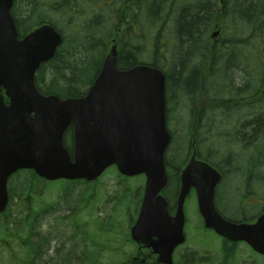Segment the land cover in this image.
Instances as JSON below:
<instances>
[{
  "label": "water",
  "instance_id": "95a60500",
  "mask_svg": "<svg viewBox=\"0 0 264 264\" xmlns=\"http://www.w3.org/2000/svg\"><path fill=\"white\" fill-rule=\"evenodd\" d=\"M13 2L0 0V213L9 203V178L20 169H33L47 180L93 181L116 164L124 175H146L131 235L151 248L158 262L173 264L175 248L186 240L184 204L192 187L207 228L231 241H246L264 254V213L253 222L223 217L214 199L221 174L194 156L181 170L176 214L170 213L161 194L168 179L165 152L172 138L165 72L148 64L120 69L113 46L85 96L45 95L35 84V74L55 55L62 36L44 23L19 38ZM71 125L73 156L64 142Z\"/></svg>",
  "mask_w": 264,
  "mask_h": 264
},
{
  "label": "trees",
  "instance_id": "16d2710c",
  "mask_svg": "<svg viewBox=\"0 0 264 264\" xmlns=\"http://www.w3.org/2000/svg\"><path fill=\"white\" fill-rule=\"evenodd\" d=\"M218 1L144 0L142 9L144 8L146 14L145 33L148 35L156 31V43L121 47L118 66L125 69L139 63H148L164 69L167 74L169 112L175 97L178 96L181 100L183 93L192 96L187 99L190 101V114L192 117L198 115L199 118H202L205 111V108L204 111L200 109V104L203 99L209 100L213 93L210 98L212 102L243 101L248 97H257L256 115H253L255 118L249 117L246 123L236 125L231 130L233 135L211 141L208 133H203V141L206 142L210 153L204 158L218 166V160H221L220 166L223 164L236 168L238 170L234 173L243 177L244 173L248 174L249 187L252 189L253 179L249 174L251 177L256 176L257 192L264 197V0H224V11L217 7ZM91 5L92 0H14L12 14L20 36L44 22L53 24L63 35V42L55 55L43 62L37 70L35 82L42 93L63 98L82 97L101 70L104 57L110 48L112 31L107 29L103 22L104 15L103 18L100 15L99 18L91 17ZM61 17L65 18L64 22H60ZM256 21L262 23V29H258ZM218 24L223 25L224 32L236 34L233 40L246 37L250 42L256 33V47L254 48L252 41L246 45H210V32ZM132 34L130 31L129 35ZM163 40L169 43H162ZM213 55L216 56L213 68L210 77H206L204 60ZM253 55L256 58L254 63L250 61L254 58ZM235 64L247 66L251 86L249 81L250 88H246L245 92L243 88L247 87V84L237 87L233 83L234 79L242 77L239 70L235 72L239 69ZM180 103H184L181 106L185 107L186 101ZM216 111L215 108L212 109V112ZM170 117L171 114L168 116L169 124ZM227 126L231 128L233 124ZM185 131H189L188 123ZM217 140L219 147L215 146ZM65 145L73 155V126L65 133ZM189 148L190 141L186 134L182 143L173 137L166 151L165 163L170 173L167 197L172 205H175L179 197L180 167ZM41 182L49 181L39 178L31 169L18 171L9 182V206L0 214V242L9 245L8 237L15 233L18 237L12 236L21 240L24 251L15 264H97L101 248L96 247L87 258H80L79 255L76 258L72 249L61 250L65 247L63 239L61 248L57 247L55 251V255L60 258L56 260L49 256L48 260L45 259L51 252L52 242L56 237L44 233L42 226L49 214L57 209H35L34 189ZM68 182L73 184L66 191L68 196L76 191L74 188L78 184L89 186L96 183L84 179ZM85 188L78 189V196L85 195ZM70 199L68 197L67 203ZM221 209L223 215L232 221H241L243 217L246 219L250 212L255 213L253 207L250 209L249 206L243 209L246 213L241 215L240 212L239 215L227 214V211H240V208ZM133 220L134 216L130 220L131 224ZM128 236L131 240L130 234ZM193 259L192 255L190 261ZM153 264L158 263L153 261Z\"/></svg>",
  "mask_w": 264,
  "mask_h": 264
},
{
  "label": "rangeland",
  "instance_id": "374dc122",
  "mask_svg": "<svg viewBox=\"0 0 264 264\" xmlns=\"http://www.w3.org/2000/svg\"><path fill=\"white\" fill-rule=\"evenodd\" d=\"M64 20L65 18L61 17L60 22H64ZM237 80L239 81V79ZM184 106L172 102L171 107L173 126L179 133L177 135L179 140L185 131L188 119L186 114L188 106ZM256 109L254 108L252 111ZM246 110L247 108L242 110V112L244 113ZM238 156H240L239 153ZM46 184V182L38 183L34 189L35 209H41V207L49 209L55 207L57 209L56 212L49 214L42 226L44 233L56 237L55 241L52 242V250L45 259L48 260L49 256L56 258V260L58 257L60 258L59 255H55V251L57 247L59 248L62 245V239L65 240V247L61 250L68 251L72 249L76 258L78 255L80 258L82 256L87 258L96 247L101 248L97 264H119L134 254L136 245L129 240L128 234L138 195L145 185L144 176L138 175L131 179H124L120 176L117 169L111 166L102 174L96 184L92 183L89 186L78 184L74 188L76 191L72 192L70 196L66 194V191L67 187L73 184H69L64 180H56ZM84 187H86L85 195L83 197L82 195L78 196V189ZM230 187L226 189L228 190L227 203L236 200L235 191L240 192L236 178L230 180ZM68 197L71 199L67 203ZM17 202L20 203L19 200ZM232 206L237 207L235 203ZM224 208L229 210L228 206ZM185 209L189 218L186 229L190 232V236L183 249L193 248L202 255L218 252L219 256H221L219 247L217 248L218 243L216 242L219 241V238L201 227L199 213L193 197L187 198ZM227 212L228 215H239L240 211L232 209ZM201 231H204L203 233L209 235V237L203 235ZM21 234L26 235L25 232H21ZM12 235H16V233ZM12 235L8 237L9 245H3L0 242V264H15L22 256L24 251L22 242ZM213 239L216 241L214 242ZM243 245L250 251L248 246ZM240 249L241 254L237 259L233 260L234 263L255 264L256 262L257 264L256 259H258L264 264L262 256L251 254L246 250L245 252L242 246ZM182 260H185L184 256L178 259V261ZM193 261L195 262L196 260L193 259L190 262Z\"/></svg>",
  "mask_w": 264,
  "mask_h": 264
},
{
  "label": "flooded vegetation",
  "instance_id": "af4514ba",
  "mask_svg": "<svg viewBox=\"0 0 264 264\" xmlns=\"http://www.w3.org/2000/svg\"><path fill=\"white\" fill-rule=\"evenodd\" d=\"M144 0H93V10L91 17H98V15L102 16L104 15L103 22L106 24L107 29L110 31H113V37H112V45L115 43L118 46H125V45H134V46H142V45H154L156 43V33H150L146 35L144 32L145 30V11L143 5ZM220 10L224 11V7L220 8ZM101 21V19H100ZM220 31L217 37H213L212 34L215 31ZM132 31V36L129 35V32ZM236 36V34L232 32H224L223 25L220 24L217 27L212 28L210 32V38L209 43L212 46H223V45H234V43H240L242 45H246L252 41V44L254 48L257 44V38L256 33L253 35L251 41L249 42L246 37L240 38L238 40H233V37ZM167 43V42H166ZM251 44V43H250ZM255 51V49H254ZM216 56H211L210 59L208 57L205 58V64L204 68L206 69L205 75L206 77H210V73L213 68V61L215 60ZM254 58H251L250 61L256 60L255 56ZM233 63V62H232ZM239 69L235 70V72L238 70L239 73L242 74V77L238 80H235L236 82L233 83L237 87L246 86L243 88V91H246V88L249 89V73L247 72V66L244 64H235ZM234 72V75H235ZM231 74V73H230ZM235 77V76H234ZM245 78V79H244ZM251 86V81H250ZM209 96V100L205 99V101L200 105V109L204 111V115L202 118H199L198 115L192 117L190 114V105L188 104V110L186 111V114L188 115L187 123L189 126V131H187L189 141H190V153L191 155L195 154L197 159L205 160L207 161L204 156L210 155L208 153V147H206V142L203 141V138L205 137L203 133H208V138L211 141H215L216 138L220 140V137H230V135H233L232 129L238 125L239 123H246L249 117H252L253 115H256V110L252 111L254 108H256L257 104V97L252 96L244 99L243 101H231V102H212L210 101V98L213 97ZM246 95H244L245 97ZM242 97V98H244ZM216 100V99H215ZM215 108L217 111L212 112V109ZM247 108L246 112H242ZM250 108V109H248ZM240 110V111H238ZM249 110V111H248ZM239 112V113H238ZM253 116V117H254ZM255 118V117H254ZM176 120V119H175ZM177 121V120H176ZM232 123L233 126L230 128L227 125ZM207 126V127H206ZM205 127V128H201ZM220 150H223V148H220ZM221 152V151H220ZM222 153V152H221ZM214 154V153H213ZM219 166L216 164H212L215 166L219 172L221 173V179L216 187L215 191V201L216 206L218 207L219 211L223 213V210L221 208H224L228 206L233 207V203L237 205L236 208H240V215L246 213L244 208H247L248 206L251 207H258L260 206L261 209L258 214H256L255 217L259 216L264 212V197L261 196L257 192L258 187V180H256L255 177L250 178L253 179V189L250 188V184L248 182V174L245 175V177L235 174L234 172L238 169L229 167L227 165L220 166L221 160H218ZM237 179L238 187L240 188V192H236L235 189V196L237 197L234 202L227 203V194H228V188L230 187V180L231 179ZM170 182L167 184V186L163 189V194L167 196V190L169 188ZM180 184H181V178L179 180V190H180ZM262 189V188H261ZM175 193V192H174ZM189 195H194L197 202V195L196 191L194 189H191V192ZM258 196L260 198H258ZM168 198V197H167ZM177 209V199L175 201V205L170 204L169 202V210L174 215ZM253 215L250 214L246 219L243 217L242 219L244 221H252ZM255 219V218H254ZM187 220V218H186ZM207 232L210 231L215 236L219 238V241H216L213 239V241L218 243L217 248L219 247V250L221 252V256H219L218 252H212L209 254L202 255L200 252L194 250L193 248H186L183 249L184 244L179 245L175 251H174V264H236L233 262V260L237 259L239 255L241 254L240 247L242 246L243 250L249 251L247 248L244 247L243 244L248 246L250 249L249 253L251 254H258L264 258V255H261L257 252H255L247 242L245 241H238L234 242L229 239H225V237L218 235L213 229L206 228ZM203 235H206L209 237V235L202 232ZM187 239H188V233H187ZM228 240V241H227ZM143 251V247H141ZM187 251V252H185ZM245 251V252H246ZM195 256L194 259L195 262H190L191 256ZM152 256V257H151ZM185 257V260L178 261L181 257ZM255 256V255H254ZM180 257V258H179ZM139 258L145 260L146 263L152 262L154 259L156 260V256L151 253V251L142 252L140 255H133L132 258L134 259L133 263L138 264ZM192 261V260H191ZM257 264H263V262L258 261L256 259ZM256 264V262H255Z\"/></svg>",
  "mask_w": 264,
  "mask_h": 264
},
{
  "label": "bare ground",
  "instance_id": "6f19581e",
  "mask_svg": "<svg viewBox=\"0 0 264 264\" xmlns=\"http://www.w3.org/2000/svg\"><path fill=\"white\" fill-rule=\"evenodd\" d=\"M223 2H224V0H223ZM256 23H257V27H258V29H262V27H263V25H262V23L260 22V21H256ZM257 79V78H256ZM179 96H180V94H178ZM176 99H175V101H173V102H175V103H179V104H184V103H180V102H182V101H186V105H188V104H190V101H188L189 99H191L192 98V96H188L187 94H181V100L179 99V97L178 96H176L175 97ZM188 99V100H187ZM258 180V179H257Z\"/></svg>",
  "mask_w": 264,
  "mask_h": 264
}]
</instances>
